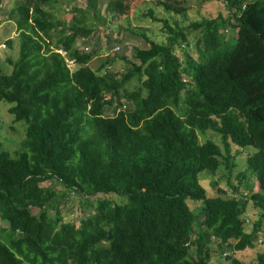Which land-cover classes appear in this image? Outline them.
Here are the masks:
<instances>
[{
    "label": "trees",
    "instance_id": "obj_1",
    "mask_svg": "<svg viewBox=\"0 0 264 264\" xmlns=\"http://www.w3.org/2000/svg\"><path fill=\"white\" fill-rule=\"evenodd\" d=\"M60 1L15 0L10 12L19 57L7 59L10 74L0 67V101L27 130L17 156L0 151V264H209L215 243L232 251L228 264H250L233 252L255 247L264 224V0H215L227 14L196 20L182 0H157L143 13L163 23L166 40L144 34L150 47H137L138 62L122 71L107 67L110 58L93 69L96 49L79 42L93 31L85 22L100 0L67 7L66 17L56 13ZM103 2L106 14L128 20L140 3ZM228 27L235 34L226 39ZM190 37L198 54L182 61L176 48ZM134 78L139 84L124 88ZM207 130L221 134L224 151L200 140ZM235 145L256 149L239 175L248 192L231 184L235 196L219 187L208 194L199 175L223 160L233 167L243 150ZM50 180L64 190L42 185ZM73 192L79 223L61 210ZM100 193L128 202L91 198ZM188 199L202 202L196 229ZM250 200L262 208L251 232Z\"/></svg>",
    "mask_w": 264,
    "mask_h": 264
},
{
    "label": "rangeland",
    "instance_id": "obj_2",
    "mask_svg": "<svg viewBox=\"0 0 264 264\" xmlns=\"http://www.w3.org/2000/svg\"><path fill=\"white\" fill-rule=\"evenodd\" d=\"M105 1L106 3L108 2V0ZM135 1H139L140 3L132 10L129 20L122 16L119 17L117 13L106 14V6L104 5L103 0L97 2V8L100 10L98 15L91 10V14H89V17L86 19L85 25H90L89 27H92L93 31L86 36H80L79 42L83 46H89L90 49H96L97 54L89 63V66L93 69H97L102 62L107 61V58H110L111 60L108 62L107 67L115 71L124 70L129 66V60L138 62V60L135 59L136 48L140 46L144 48L150 47V43L144 34H147L151 39L157 41L166 40V34L162 31L163 23L161 21H154L150 16H146L145 13H143L148 10L149 7L155 5L157 0ZM182 1L183 4L189 8L188 10L191 20L202 19L203 17H213L219 13L224 15L227 14L224 5L215 0ZM60 2L56 13L65 17L69 14L67 7L85 9L87 6V0H61ZM14 5L15 0H0V67L6 74H10L13 70V66L8 63L7 59L10 58L12 60H17L19 57V30L17 28L15 17L10 16V12ZM156 10L162 14L161 16H165L166 13L163 12L161 7H157ZM76 14L82 17V14L78 11ZM187 23L188 22L186 21L183 24ZM234 34V29L228 27L224 35L227 39ZM9 40L12 41L11 45L8 43ZM193 40V37H190L189 47H186L184 44L182 48L180 46L176 48L182 61L186 58V52L197 56L198 52ZM62 53L64 54V52ZM72 65L73 67L75 66V64ZM138 84V79L134 78L131 81H128L124 88L134 89ZM9 106H11L10 103L0 101V151L6 150L13 156H17V151L19 150L20 152L23 148L22 142L26 137L27 125L25 121L15 120L14 115L8 110ZM107 114L113 115V108H110ZM207 131L211 132H208L205 137L200 136V140L204 141L206 137H211L221 145V148L224 151L221 134L213 130ZM205 132L200 133L203 135ZM235 146L236 148L243 150L239 151L240 153L237 152L239 154L236 153V148L232 151L237 154L233 159V167H227L225 160H223V163L215 173L204 171L199 175L200 182L206 188L208 194L213 195L217 193V188L219 187L225 190V193L222 194L225 197L235 196L231 184H234L238 188L239 195L240 192H243V194L248 192L245 186L247 180L241 179L239 175L247 170L248 156L249 154L252 155L256 149L253 146ZM248 174L250 175V172ZM254 181L256 182L253 176H251L249 183L256 184ZM42 185L53 186L60 191L64 190V187L57 181L55 182V180L43 182ZM255 190L256 187H254L253 191ZM105 196L111 197V199L118 204H125L128 202L127 196L116 193H111L110 196L105 193H100L91 198L95 199ZM247 197L249 196L247 195ZM80 199L79 194L73 192L68 196L66 202L62 204L61 210L63 211L65 220H74L76 223H79L82 215ZM188 204L197 213V219L195 222L196 229L198 224L204 219V215L200 210L202 202L188 199ZM32 210L34 213H37L38 208L33 207ZM261 214L262 208L250 200L247 204L246 211L243 214V217L246 219V229L249 232L252 231L255 224L254 222L261 218ZM1 226L6 227L7 223H1ZM195 236L196 234L194 233L193 237ZM224 251L225 252L221 254V250L217 248V244H213L212 252L215 254L209 264H228L229 261L226 256L232 251L229 249H225ZM262 252H264V224L262 229L255 236V247L233 253L246 263L256 264L257 256Z\"/></svg>",
    "mask_w": 264,
    "mask_h": 264
},
{
    "label": "built area",
    "instance_id": "obj_3",
    "mask_svg": "<svg viewBox=\"0 0 264 264\" xmlns=\"http://www.w3.org/2000/svg\"><path fill=\"white\" fill-rule=\"evenodd\" d=\"M70 64H71V65L74 64V60L71 59V60H70Z\"/></svg>",
    "mask_w": 264,
    "mask_h": 264
}]
</instances>
